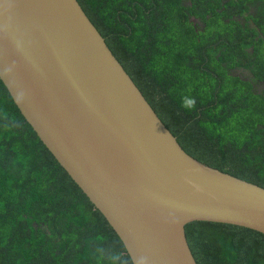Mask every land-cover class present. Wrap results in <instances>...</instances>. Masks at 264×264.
Returning <instances> with one entry per match:
<instances>
[{
  "label": "trees",
  "instance_id": "obj_1",
  "mask_svg": "<svg viewBox=\"0 0 264 264\" xmlns=\"http://www.w3.org/2000/svg\"><path fill=\"white\" fill-rule=\"evenodd\" d=\"M79 2L188 153L264 186V0ZM186 233L198 264H264L258 231L193 221ZM0 264H133L1 79Z\"/></svg>",
  "mask_w": 264,
  "mask_h": 264
},
{
  "label": "water",
  "instance_id": "obj_2",
  "mask_svg": "<svg viewBox=\"0 0 264 264\" xmlns=\"http://www.w3.org/2000/svg\"><path fill=\"white\" fill-rule=\"evenodd\" d=\"M0 79L133 264H198L193 221L264 234V186L183 148L79 0H0Z\"/></svg>",
  "mask_w": 264,
  "mask_h": 264
},
{
  "label": "flooded vegetation",
  "instance_id": "obj_3",
  "mask_svg": "<svg viewBox=\"0 0 264 264\" xmlns=\"http://www.w3.org/2000/svg\"><path fill=\"white\" fill-rule=\"evenodd\" d=\"M250 12H253V9H251ZM191 21H193L194 24L203 25V23L194 16L191 17ZM259 33L260 34H259V36L256 37V39H259V37L264 34V30H261ZM234 73L236 75L246 76V78L251 77L250 73L248 71H246L244 68H237L236 70H234Z\"/></svg>",
  "mask_w": 264,
  "mask_h": 264
}]
</instances>
